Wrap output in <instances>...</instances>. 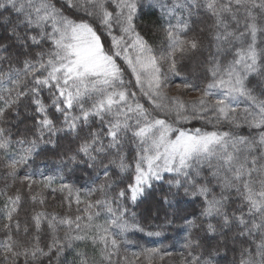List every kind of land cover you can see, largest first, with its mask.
I'll return each instance as SVG.
<instances>
[{"label":"snow or ice","instance_id":"obj_1","mask_svg":"<svg viewBox=\"0 0 264 264\" xmlns=\"http://www.w3.org/2000/svg\"><path fill=\"white\" fill-rule=\"evenodd\" d=\"M147 2L151 37L144 0H0V264H264V0ZM161 185L199 207L178 262L130 239Z\"/></svg>","mask_w":264,"mask_h":264},{"label":"trees","instance_id":"obj_2","mask_svg":"<svg viewBox=\"0 0 264 264\" xmlns=\"http://www.w3.org/2000/svg\"><path fill=\"white\" fill-rule=\"evenodd\" d=\"M197 19L198 18H193V20L195 21V23L193 24V28L195 31V26L199 25L200 22L197 23ZM138 23L140 24L141 28L143 30H145V33L148 37H151L153 32L155 31V29L159 26L160 23H162L161 19H160V14L159 11L157 9L152 8L151 6H144L143 7V14H142V18L140 21H138ZM200 28H204V26L200 25ZM206 29V28H205ZM197 32V30L195 31ZM199 33V32H197ZM191 70V69H190ZM254 84H260L259 81L255 80L256 77H252ZM21 111L23 112V109H21ZM30 124V122H29ZM24 124L20 125V129L24 130ZM55 159V157H51L47 163L49 165L50 168L54 167L52 161ZM36 167L38 168V171H44L45 169L42 166V161L41 160H37L36 161ZM90 170L84 168L83 170H79L76 171L74 174L69 175L68 176V180L71 183L76 184L77 186H79L80 184H84V183H88L89 182V176H88V172ZM51 174V173H49ZM37 178L39 179V176H37ZM9 184L12 183L11 180L8 181ZM17 186H18V182H17ZM4 187V181L2 179H0V189H2ZM167 185H161L159 186L153 194L149 195L147 198H144V202L140 204V206L138 208L135 209L136 213H137V217L140 218L143 222H146L148 224L152 225V228L154 230H158L162 232V235L159 237L153 236V237H148L145 236L141 233H137L135 236H132L130 234V239L132 240H138L139 244L142 247H147V248H152V247H156L158 249H161L162 251H168L173 253L172 256H168L166 257V261L168 262H173L176 261L178 262L180 259V253L184 252L185 249L183 247L184 241H185V237L187 235V232L183 230L182 226H183V220L182 217L183 215H188L191 214L193 212H198L199 211V207H198V203H191L189 198L183 197V193L181 192V196L178 197H172L169 196L168 199L171 202V207H169L167 204L163 203V199H164V193L167 192ZM175 191V190H173ZM48 199H47V210L49 212L56 210V211H62V209L60 208V199L59 196L60 194L57 193L56 199H53L52 195L50 194V192L46 193ZM177 201H179V203H177ZM3 203V198L0 197V206H2ZM30 201L25 204V209L30 211ZM155 207L161 208V212H159V216L157 217V213L152 212V208L150 207ZM156 205L158 207H156ZM165 211H167L168 213V220H165V216L164 213ZM20 220L23 221L25 218V211L21 210L20 212V216H19ZM174 219V223H170L169 221H172ZM46 227V225H45ZM183 232V234H182ZM182 235L185 237L182 238H178L179 235ZM204 234L201 233V236H203ZM158 243L159 246H155L154 242ZM157 241V242H156ZM220 238L217 237V239L215 241H210V247L211 248H215L217 243H219ZM165 245H163V243ZM229 247H231V244H229ZM140 251V248H137L134 245H129L127 248V251H123L121 255L124 256H128L129 259H133L132 253L133 252H138ZM75 255L74 252H69L68 254H66L65 257H63L62 259H64L66 261V264H72L73 261V256ZM214 259L219 260L220 264H228V262L231 261L232 259V253L229 252L227 254V256L225 257V250L223 247L219 248V255L215 256ZM21 264H23V260L21 259Z\"/></svg>","mask_w":264,"mask_h":264},{"label":"rangeland","instance_id":"obj_3","mask_svg":"<svg viewBox=\"0 0 264 264\" xmlns=\"http://www.w3.org/2000/svg\"><path fill=\"white\" fill-rule=\"evenodd\" d=\"M144 6H145V7H146V6H149L147 0H144ZM198 22H200V24H199ZM197 23H198L199 25H198V26H197V25L195 26V31L197 30V32H200V29H201V28H200V25L204 26V28H207V24H208V22H207L206 20H204V19H202V18H198V19H197ZM204 55L207 56V53H205ZM255 80L259 81V79H258L257 77H256ZM259 82H260V84L264 83V82H261V81H259ZM189 98H191V97H189ZM150 207H151V205H150ZM156 207H158V206L156 205ZM151 208H152V212H155V213H157V211L161 212V208H160V207H158V208L151 207ZM183 216H184V215H183ZM182 234H183V232H182ZM186 236H187V235H186ZM182 237H185V235L182 236V235L180 234L178 238H182ZM156 242H157V241H156ZM153 243H154L155 246H159V244H158V243H155V241H154ZM162 243H163V242H162ZM163 245H165V244L163 243Z\"/></svg>","mask_w":264,"mask_h":264}]
</instances>
